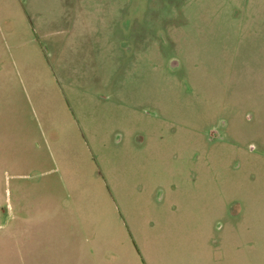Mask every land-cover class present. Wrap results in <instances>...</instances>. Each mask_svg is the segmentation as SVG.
Here are the masks:
<instances>
[{"label": "rangeland", "instance_id": "1", "mask_svg": "<svg viewBox=\"0 0 264 264\" xmlns=\"http://www.w3.org/2000/svg\"><path fill=\"white\" fill-rule=\"evenodd\" d=\"M76 261L264 264V0H0V264Z\"/></svg>", "mask_w": 264, "mask_h": 264}, {"label": "crops", "instance_id": "2", "mask_svg": "<svg viewBox=\"0 0 264 264\" xmlns=\"http://www.w3.org/2000/svg\"><path fill=\"white\" fill-rule=\"evenodd\" d=\"M57 126V125H56ZM42 132H40V141H37V154H40L41 158V164H46L43 170V174L47 177L46 179H50L49 175L56 177L58 183H56L54 186H60L66 185V187H69V183L67 182L66 179V174L69 176H73L79 171H86L87 167H82L80 165V160L78 157V154H93L91 151V143H93L92 139L88 136H86L83 131L79 129V133H76V137L71 143L76 144L75 150L72 152L69 151V149H72V144H63V143H69L71 140H64L68 135L63 133L61 130H56L52 125H44L41 126ZM13 136L9 138V143L7 145V153L8 154H14V147L16 140ZM68 138V137H67ZM78 144L81 146L82 151L78 150ZM90 144V145H89ZM25 146V145H24ZM33 146V145H32ZM25 151V150H24ZM69 154H73L71 157ZM119 154V153H118ZM88 157V156H87ZM85 155V159L87 158ZM93 158V157H92ZM89 164L91 158L88 157ZM64 164V169L62 168V163ZM89 165V166H90ZM66 167V169H65ZM44 177V181H46ZM48 183V187L43 194V196L46 194L47 190L50 191V185L51 183ZM71 184V183H70ZM74 184V181H73ZM53 187V190H55L57 187ZM110 193H108V196ZM56 197V194L54 195ZM40 202H39V218L41 222H48L49 221V215L46 212L47 209H50L51 207H56L58 208L59 203L56 201L57 199L54 198L52 200L47 201L46 203L43 202V197H40ZM109 203L112 202V198H108ZM113 203V202H112ZM61 207V206H60ZM61 213V211H60ZM59 216H61V214ZM58 220V218H57ZM83 232L79 235H81ZM88 236V232L86 233V238ZM93 250V249H92ZM88 253L84 254V257L87 256ZM56 264H59L56 262ZM64 264H74L73 262H65ZM76 264H79L78 261H76Z\"/></svg>", "mask_w": 264, "mask_h": 264}]
</instances>
